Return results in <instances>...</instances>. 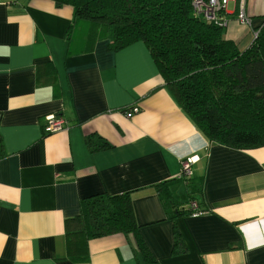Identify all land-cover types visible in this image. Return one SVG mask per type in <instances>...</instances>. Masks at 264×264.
<instances>
[{
    "label": "crops",
    "instance_id": "1",
    "mask_svg": "<svg viewBox=\"0 0 264 264\" xmlns=\"http://www.w3.org/2000/svg\"><path fill=\"white\" fill-rule=\"evenodd\" d=\"M244 9L251 25L238 22V0L225 14L224 36L240 50L264 21V0H244ZM72 16L51 0L0 1V264H139L133 239L121 233L89 239L88 261L66 255L65 223L81 200L129 191L159 263L264 264V146L207 139L142 41L110 51L106 37L65 55ZM49 114L67 127L46 133ZM90 134L111 146L90 152ZM190 156L207 210L176 219L186 251L174 254L173 225L153 185L176 177ZM176 193L194 192L182 182Z\"/></svg>",
    "mask_w": 264,
    "mask_h": 264
},
{
    "label": "trees",
    "instance_id": "2",
    "mask_svg": "<svg viewBox=\"0 0 264 264\" xmlns=\"http://www.w3.org/2000/svg\"><path fill=\"white\" fill-rule=\"evenodd\" d=\"M51 1L73 11L65 55L92 51L106 37H111L110 51L142 41L168 91L207 139L243 150L264 146V21L250 46L240 50L225 38V26L194 16L191 0ZM43 65L54 80L52 63ZM84 140L90 152L111 146L94 134ZM182 182L194 193L178 195L176 187ZM153 189L173 225V253H183L186 246L176 219L193 213L191 201L200 212L207 210L199 201L201 180L174 177ZM132 198L129 191L81 200L79 215L65 223L67 257L88 261L89 239L121 233L133 239L135 252L141 253L139 264H161L139 232Z\"/></svg>",
    "mask_w": 264,
    "mask_h": 264
},
{
    "label": "built area",
    "instance_id": "3",
    "mask_svg": "<svg viewBox=\"0 0 264 264\" xmlns=\"http://www.w3.org/2000/svg\"><path fill=\"white\" fill-rule=\"evenodd\" d=\"M1 1V0H0ZM236 0H191L193 6L194 16L201 18L207 22H215L222 26H227L228 19L225 17L227 14L228 6L230 2ZM239 12L237 15V20L242 25H251V20L246 16L244 9V0H238ZM131 113H135L138 109L132 108ZM45 127L46 133L55 132L67 127L66 122L61 116H56L54 114H49L45 116ZM194 157H185L181 160V168L177 178L184 179L192 175V164L194 163ZM189 206L193 213H201L196 201H191Z\"/></svg>",
    "mask_w": 264,
    "mask_h": 264
}]
</instances>
